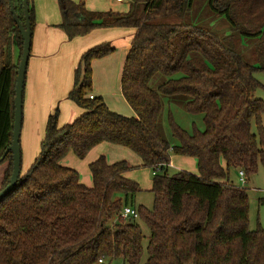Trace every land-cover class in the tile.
Here are the masks:
<instances>
[{"label": "trees", "instance_id": "obj_1", "mask_svg": "<svg viewBox=\"0 0 264 264\" xmlns=\"http://www.w3.org/2000/svg\"><path fill=\"white\" fill-rule=\"evenodd\" d=\"M57 4V27L69 39L98 28L135 29L121 78L135 115L90 98L92 61L116 48L104 42L84 52L68 94L82 113L63 126L58 108L49 116L38 157L0 200V264H264V229L249 228L248 192L229 180L230 168L250 177L264 164V100L254 76L264 71V0H129L126 12L92 11L86 0ZM14 6L25 24L23 0ZM22 50L9 0H0V191L13 170L8 148ZM158 74L166 80L155 87ZM165 98L168 108L176 103L201 114L204 128H183L169 109L170 141L161 125ZM101 143L131 149L153 170L151 208L135 206L141 187L127 176L133 166L126 160L101 155L91 162V187L61 163L70 152L84 159ZM172 154L196 159L198 172L171 176ZM126 206L138 217L123 219ZM138 219L150 230L146 261Z\"/></svg>", "mask_w": 264, "mask_h": 264}, {"label": "crops", "instance_id": "obj_2", "mask_svg": "<svg viewBox=\"0 0 264 264\" xmlns=\"http://www.w3.org/2000/svg\"><path fill=\"white\" fill-rule=\"evenodd\" d=\"M29 2L34 8L35 27L23 92L20 135L23 174L28 171L39 155L49 116L58 108L59 125L63 126L71 123L82 113V110L68 98V94L74 86L75 70L83 53L88 49L104 42H109L116 48L110 55L92 61V94L102 96L108 106L111 104L108 101L109 99L111 102L121 100L128 104L122 96V92L118 91L119 88L121 91L123 68L135 34L134 28H98L85 36L69 39L57 27L62 19L57 0H29ZM125 2L126 8L118 9L117 6L124 5ZM86 6L92 11L114 10L126 12L129 8V0H86ZM17 55L18 51H16ZM117 73L118 83L115 80L113 83L112 79L116 78ZM110 88L114 91L111 92ZM134 115V111L131 110V113L126 116L131 117ZM100 156L101 154L87 162L88 169L89 164ZM196 162H191L194 167ZM61 163L76 169L75 154L70 152L63 158ZM172 165L171 162L170 166L172 167ZM76 170L80 174V181L91 187L93 180L90 169V175L85 177H82L79 169ZM0 171L1 188L6 164L3 163ZM193 173L195 172L193 171Z\"/></svg>", "mask_w": 264, "mask_h": 264}, {"label": "rangeland", "instance_id": "obj_3", "mask_svg": "<svg viewBox=\"0 0 264 264\" xmlns=\"http://www.w3.org/2000/svg\"><path fill=\"white\" fill-rule=\"evenodd\" d=\"M117 7L118 9H125L126 2L124 3V5L117 6ZM197 11L202 16H206V14H204L202 6L197 5ZM221 23L225 24L222 20H221ZM254 76L256 80H258L261 83V86L257 88L256 96L264 100V71H257L255 72ZM117 77H118V73L116 75V78L112 79L113 83H114V80L116 83H118ZM165 80L166 78L164 76L158 74L153 79L152 85L157 87L160 83H162ZM110 89H111V92L114 91L112 88ZM118 92H121L120 88ZM100 95H103V94H100ZM108 101L111 103L109 107L113 109V111L118 112L120 114L122 113V115H125V116L131 113V110H132L131 107L128 104L122 102L121 100L111 102L109 99ZM164 105H165L164 111L161 116V125H162L164 133L170 139V141H174V139L169 129V123H168L169 109L171 110L175 121L179 125H181L183 128L189 131L192 130L193 125L197 126L200 129L204 128L203 116L201 114H198V115L190 114L182 105H178L176 103L171 104L172 106L168 108L169 99L167 98L164 99ZM262 121L264 125V115L262 117ZM256 134H258L257 128H256ZM95 147L90 153H88V155L84 159H79L75 155V164L77 165L76 169H79L82 177L83 176L85 177L86 175H90L87 162L99 154L104 155L107 161L109 162H117L120 160H126L131 166H133V169H131V171L128 172V176L131 179L137 181L141 187V191L138 192L132 198L135 206L143 205L148 208H151L153 206V201H154V195L151 192L153 175H154L153 170L148 167H144L142 165L141 159L129 148L110 144V143H101L99 144V146L97 145ZM192 161L194 162L196 160H194L193 158H189V157L185 159V157L183 156L172 154L171 162L173 163V165L172 167L171 166L169 167V171H168L169 174L173 176L183 170H187L190 172L194 171L195 173H197L198 172V167L196 164L197 162L195 163V167H194L191 163ZM2 167H3V164H0V170L2 169ZM239 171H240L239 169L230 168L229 180L235 186L245 188L248 192L249 202H250L249 228L251 230H255L258 227H261L264 229V164L262 161L259 162L257 173L254 175H251L250 177H246L247 182L245 184H243L240 180ZM137 223L142 228L143 235H144L143 261H146L148 257L147 248H148V243H149L150 230L142 219H138ZM104 264H124V262L122 259H117L114 261L106 260Z\"/></svg>", "mask_w": 264, "mask_h": 264}, {"label": "water", "instance_id": "obj_4", "mask_svg": "<svg viewBox=\"0 0 264 264\" xmlns=\"http://www.w3.org/2000/svg\"><path fill=\"white\" fill-rule=\"evenodd\" d=\"M9 3L14 21L18 25V28L23 38V50L18 65V74L15 85L14 127H13L12 143L8 148V151H10L13 155V170L9 183L5 188H3L0 191V200L15 189L18 180L22 174V167H21L22 155H21V147H20V135H21V126H22L23 92H24L25 76L27 72V67H28V62L31 55V47H32L29 0H23L25 24L22 23L18 13L16 12L14 6V0H9Z\"/></svg>", "mask_w": 264, "mask_h": 264}, {"label": "built area", "instance_id": "obj_5", "mask_svg": "<svg viewBox=\"0 0 264 264\" xmlns=\"http://www.w3.org/2000/svg\"><path fill=\"white\" fill-rule=\"evenodd\" d=\"M118 1H123V0H118ZM90 98H94V94H91L90 95ZM239 176H240V180L243 184H245L247 182V179H246V175H245V172L244 170H240L239 171ZM122 218L123 219H126L128 217H134V218H137L138 217V211L136 210V208L132 207V206H126L123 211H122ZM99 263H104L103 259H100L99 260Z\"/></svg>", "mask_w": 264, "mask_h": 264}]
</instances>
